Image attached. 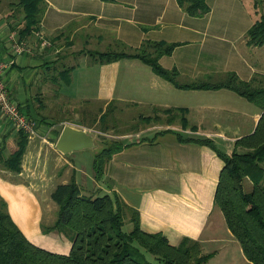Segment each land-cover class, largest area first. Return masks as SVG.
Wrapping results in <instances>:
<instances>
[{"label": "crops", "instance_id": "1", "mask_svg": "<svg viewBox=\"0 0 264 264\" xmlns=\"http://www.w3.org/2000/svg\"><path fill=\"white\" fill-rule=\"evenodd\" d=\"M44 2L39 31L21 38L25 13L17 0H0V61L13 60L5 81L24 113L37 121L40 135H27L20 173L0 167V197L15 223L33 244L68 254L72 242L67 236L44 231L46 219L50 226L56 221L47 214L49 205L56 209L51 193L72 177L79 185L88 179L87 194H117L139 211L144 231L162 233L172 245L193 239L203 253L219 258L231 242H238L215 205L224 161L196 140L209 138L230 155L238 139L256 130L263 110L228 88H179L137 58L100 64L87 53L102 51L90 47L105 41L133 49L146 41L175 43L159 62L176 69L181 83L218 81L234 72L258 84L264 59L257 56L264 45L247 43L260 16L254 0H206L210 11L201 17L187 13L177 0ZM15 41L27 43L32 53L11 54ZM66 69L70 71L63 77ZM109 105L115 116L118 107L120 115L130 110L132 123L152 122L121 135L129 139L119 140L125 146L112 154L101 180L95 171L87 178L84 167H93L98 151L64 154L56 142L68 124L98 129ZM19 135L0 112L4 158L17 148ZM239 250L244 256L241 245Z\"/></svg>", "mask_w": 264, "mask_h": 264}, {"label": "trees", "instance_id": "2", "mask_svg": "<svg viewBox=\"0 0 264 264\" xmlns=\"http://www.w3.org/2000/svg\"><path fill=\"white\" fill-rule=\"evenodd\" d=\"M177 1L192 16L201 17L210 11L206 0ZM17 5L25 13V27L20 37L38 32L45 12L44 0H17ZM254 5L260 16L247 33V43L262 46L264 0H254ZM176 46L175 43L146 41L133 49L118 41L114 49L87 54L94 63L100 64L137 58L179 88H228L263 110L256 130L238 139L230 155L219 150L209 138L196 141L214 148L224 161L215 205L221 209L246 259L252 264H264V75L258 78V84L244 81L234 72L218 81L181 83L176 69H166L159 62L161 56L172 53ZM69 71L63 70V77H67ZM19 133L18 146L9 157L0 154V167L16 173L22 171L28 139L25 133ZM180 139L192 140L181 136ZM124 146L120 141L102 145L94 158L97 180L105 175L112 154ZM247 181L251 183L250 190L246 187ZM51 198L58 206L57 219L53 225L44 227V231H58L67 236L72 242L70 252L56 253L33 244L13 220L7 202L0 197V264H205L212 257L209 253L194 259L200 243L193 239L185 237L179 245H172L164 234L144 231L138 210L115 193H84L75 177L57 185ZM126 222L132 224L130 231L124 230Z\"/></svg>", "mask_w": 264, "mask_h": 264}, {"label": "rangeland", "instance_id": "3", "mask_svg": "<svg viewBox=\"0 0 264 264\" xmlns=\"http://www.w3.org/2000/svg\"><path fill=\"white\" fill-rule=\"evenodd\" d=\"M97 41H99V40L97 39ZM90 48H93L96 50L106 51V50L114 49V46L109 45V43H106V41H105L102 43H95ZM260 53L261 54L258 55L257 58L258 59L259 58L264 59V47L262 49H260ZM120 109H121V107L117 108L116 114H119V115L115 116L113 114L114 113L113 111L115 110L114 106L109 105L106 109L105 114L101 117L102 119H104V118L105 119L102 120V123H100V125H97L98 129H94V128L90 129L91 131H89V132H91L94 135H98V138L101 140V143L104 144L105 142L110 143L112 141L127 140L129 138H122L121 135L126 134V133L131 134V132L133 133L134 130H137L138 128H140V126H142V125L146 126V124H149L150 122H152V121H148V119L144 118L142 121L140 120L141 122H139V123H132L133 119L135 118V115L131 114L130 110L123 111V113L120 115V111H119ZM93 169H94V166L92 167V163L91 164L89 163L87 168L84 167L83 176L86 177V175H87V178H89L90 173L93 174V171H94ZM87 172H88V174H87ZM89 184H90V182L88 179H86V181L84 183L81 182L80 187H81L82 191H84V193H87L88 190H90L89 187H91V186H89ZM246 187L248 190L251 189V183L249 181L246 182ZM53 203H54V206H56L55 211L53 210V206L49 205V210L47 211V214H49V215L54 214V217H56V219H57L58 206L54 201H53ZM49 222L50 221H48L47 219L44 222L46 227L50 226ZM131 228H132V225L130 223L126 222V224L124 226V230L130 231ZM238 242H237V244H234L233 242H231L229 244L228 251L220 254L219 258H217V259L212 258L214 256V254L211 253L212 257L205 264H247L243 258L244 256H243L242 252H240V250H239L240 244ZM204 255H206V254L203 253L202 247L200 246L199 252H197L194 259H199L200 257H202ZM250 264H252V263H250Z\"/></svg>", "mask_w": 264, "mask_h": 264}, {"label": "built area", "instance_id": "4", "mask_svg": "<svg viewBox=\"0 0 264 264\" xmlns=\"http://www.w3.org/2000/svg\"><path fill=\"white\" fill-rule=\"evenodd\" d=\"M46 46H52L51 42L45 40ZM32 48L25 42L15 41L11 54H30ZM12 59L0 61V112L5 119L13 125L15 129L28 135L29 137L40 136L37 121L24 113L18 102L12 97L9 86L5 81V73L12 64ZM43 141H48L47 136L42 137Z\"/></svg>", "mask_w": 264, "mask_h": 264}, {"label": "water", "instance_id": "5", "mask_svg": "<svg viewBox=\"0 0 264 264\" xmlns=\"http://www.w3.org/2000/svg\"><path fill=\"white\" fill-rule=\"evenodd\" d=\"M56 148L60 152L68 154L83 149L99 151L102 146L97 142L96 135L87 129L68 124L63 127L56 142Z\"/></svg>", "mask_w": 264, "mask_h": 264}]
</instances>
